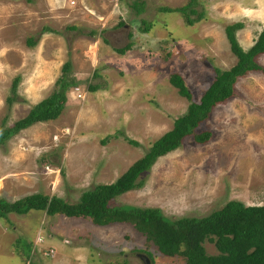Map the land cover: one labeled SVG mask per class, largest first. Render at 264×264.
Instances as JSON below:
<instances>
[{"label": "rangeland", "instance_id": "obj_1", "mask_svg": "<svg viewBox=\"0 0 264 264\" xmlns=\"http://www.w3.org/2000/svg\"><path fill=\"white\" fill-rule=\"evenodd\" d=\"M137 1H143L139 13L132 0H0V124H11L47 95L64 60L70 64L66 77L84 92L80 101L67 88L57 118L36 121L0 144V197L11 201L40 191L75 201L94 182L113 180L185 110L187 99L169 82L170 73H179L198 100L213 67L235 61L223 25L243 23L235 30L243 49L264 26V0H197L194 8L202 16L192 24L179 11L159 9L187 0ZM141 19L150 24L147 30L139 28ZM128 42L124 52L116 50ZM256 61L264 65V53ZM87 83L97 87L89 91ZM202 129L211 131L206 141L184 136L138 175L141 186L111 203L155 206L171 218L201 216L231 198L263 203L264 74L250 70L237 77L233 95L195 127ZM16 234L23 262L29 253L37 264L184 263L160 254L129 222L98 225L31 208L0 219V264L20 263V257L6 255L13 253L9 241ZM203 245L216 252L212 242ZM47 248L51 255L44 254Z\"/></svg>", "mask_w": 264, "mask_h": 264}, {"label": "trees", "instance_id": "obj_2", "mask_svg": "<svg viewBox=\"0 0 264 264\" xmlns=\"http://www.w3.org/2000/svg\"><path fill=\"white\" fill-rule=\"evenodd\" d=\"M196 2L197 0H187L180 6H162L159 9L165 12L179 11L184 22L192 24L202 16V12H197L194 8ZM142 4L143 1L137 0L129 3L136 13L142 10ZM141 22L143 23V26L139 27L141 30L150 27L144 19H141ZM242 25L241 21L223 25L224 35L230 51L235 56V61L227 68L213 67L211 80L198 100L191 98V93L179 73L175 71L170 73L169 82L187 99L185 110L173 119L170 128L154 138L144 152L130 162L113 180L94 182L81 190L75 201H67L55 194L48 195L40 191L11 201L0 197V219L4 221L9 211L23 214L35 208L44 209L46 214L62 213L67 216L86 217L98 225L129 222L144 235L146 241L155 246L160 254L180 256L183 258V264H264V202L244 204L239 199L231 198L204 215L174 218L163 214L155 206L111 203L115 196L141 186L143 180L138 175L148 169L158 156L176 148L184 136L191 134L194 141H206L211 131L209 129L196 131L195 127L208 116L216 103L233 95L237 77L250 70H258L264 74V65L256 61V56L264 53V26L257 32L253 42L243 49L235 37V30ZM27 42L32 44L34 41L28 37ZM130 44L131 42H128L122 47H116V50L120 53L124 52ZM69 65L68 60L63 61L62 73L54 81L51 91L32 103L24 115L16 118L9 125L2 121L0 144L36 121H48L58 117L66 100L67 88L77 83L74 78L66 77ZM17 81L18 75L13 76L10 84L11 95L5 97L8 103L15 96ZM86 87L92 91L97 84L87 83ZM126 140L137 144L134 139L126 138ZM20 239V235L15 239V247ZM205 240L213 243L215 253L206 252L203 245ZM28 249L29 244H27V252ZM19 250L22 252V248ZM146 253L148 256L151 255L147 250ZM25 258L26 264H37L33 259H29V253L25 254ZM162 264L177 263L169 261Z\"/></svg>", "mask_w": 264, "mask_h": 264}, {"label": "crops", "instance_id": "obj_3", "mask_svg": "<svg viewBox=\"0 0 264 264\" xmlns=\"http://www.w3.org/2000/svg\"><path fill=\"white\" fill-rule=\"evenodd\" d=\"M42 66V65H41ZM42 67H44V66H42ZM45 68V67H44ZM71 98H73L72 96H71ZM84 99H82V100H80V101H83ZM3 198V197H2ZM6 199V198H5ZM8 218V217H7ZM2 222H4V221H2ZM6 223H8V219L6 220ZM17 235V234H16ZM18 236V235H17ZM15 239H16V236L14 237V239H13V241L11 242V241H9V250L10 251H12V249H11V245L13 246V253L12 254H6L7 256L8 255H10V256H15V257H20V263L19 264H24L25 262H23V260H22V252L21 251H19L18 249L19 248H17V247H15V244H14V241H15Z\"/></svg>", "mask_w": 264, "mask_h": 264}, {"label": "clouds", "instance_id": "obj_4", "mask_svg": "<svg viewBox=\"0 0 264 264\" xmlns=\"http://www.w3.org/2000/svg\"><path fill=\"white\" fill-rule=\"evenodd\" d=\"M76 84H77V83H76ZM76 84L73 85V86H71V89L69 90V93L72 94V93L75 92V93H74V94H75V97H78V96L76 95V92H77V91L80 92L81 90L79 89V87H78ZM75 86H77V88H78L77 90L74 89ZM69 88H70V87H69ZM85 89H87L86 86H85ZM85 89H84V90H85ZM80 93H82L83 97H82V98L78 97V98H79V100H82V99L84 98V92H80ZM28 126H29V125H28ZM34 246H35V245H34ZM34 251H35V248H32V249H31V252L34 253ZM144 259H145V258H144Z\"/></svg>", "mask_w": 264, "mask_h": 264}, {"label": "built area", "instance_id": "obj_5", "mask_svg": "<svg viewBox=\"0 0 264 264\" xmlns=\"http://www.w3.org/2000/svg\"><path fill=\"white\" fill-rule=\"evenodd\" d=\"M74 89L77 90V89H78L77 86H75ZM76 95H77L78 97H80V98L83 97L82 93H80V92H78V91L76 92ZM36 240H39V239H35L34 243H36ZM33 246H34V245H33ZM52 252H53V251H52L51 248H49V249L47 248V249L44 250V254H45V255H51Z\"/></svg>", "mask_w": 264, "mask_h": 264}, {"label": "water", "instance_id": "obj_6", "mask_svg": "<svg viewBox=\"0 0 264 264\" xmlns=\"http://www.w3.org/2000/svg\"><path fill=\"white\" fill-rule=\"evenodd\" d=\"M144 261H145V263L148 261L147 257H145Z\"/></svg>", "mask_w": 264, "mask_h": 264}, {"label": "flooded vegetation", "instance_id": "obj_7", "mask_svg": "<svg viewBox=\"0 0 264 264\" xmlns=\"http://www.w3.org/2000/svg\"><path fill=\"white\" fill-rule=\"evenodd\" d=\"M143 258H145V256L144 255H141Z\"/></svg>", "mask_w": 264, "mask_h": 264}]
</instances>
